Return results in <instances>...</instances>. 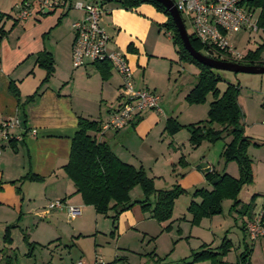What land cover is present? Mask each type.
Listing matches in <instances>:
<instances>
[{
	"label": "crops",
	"instance_id": "crops-1",
	"mask_svg": "<svg viewBox=\"0 0 264 264\" xmlns=\"http://www.w3.org/2000/svg\"><path fill=\"white\" fill-rule=\"evenodd\" d=\"M22 1L0 0V12L11 15V21L17 20L12 27H8L10 20L5 21L4 29L8 32L0 40V123L14 117L21 121L20 127L13 129V133L20 134L21 138L11 142L4 141L0 145V150L2 149L0 151V264H11V258L15 255V250L18 247L21 248L23 255H33V250L31 254H28V245L23 239V233H27L26 231L31 229L28 226L29 223L32 224L30 226L35 227L42 224L50 237L47 238L48 242H44L46 243L45 249L50 250L48 252L49 256L51 255L50 261L45 258L42 264L44 262L46 264H73L77 260H83L78 257L71 258L69 262H63L62 224L63 217L73 220L80 214L70 217L66 207L52 210H46L43 207L53 199H62L66 202L68 197L73 195L75 187L63 167L68 161L71 139L77 130L78 116L98 121L100 126L108 120L111 111L118 106L121 78L111 66L104 78L97 63H89L77 68L72 67L73 32L71 25L82 16L81 10L73 9L72 6L66 10V5L63 10H53L47 7H38L39 0H29L33 4V17L27 20H18L16 6ZM86 3L92 2L86 1ZM104 8L107 11L105 14H101L100 23L110 36L108 49L119 51L125 55L132 68L134 83L137 87H145L151 91L158 89L159 87L152 82L151 77H146L147 71H152V74L159 67L161 70L169 68L171 61L179 62L171 42V35L164 28L159 27L167 17L147 3H142L132 9H125L117 3H107L104 4ZM62 14L65 15L63 20L60 18L58 21ZM19 21L21 25H18ZM45 52L50 53L54 70L49 80L43 83L46 72L37 61V55ZM261 58L264 61V51ZM136 74L138 77L141 74L143 78L137 81ZM195 81L188 82V86L185 88H180L175 97L178 95L185 97ZM11 86L18 90L19 95H15L11 91ZM35 91L38 92L34 98L26 101V97ZM169 113L167 116L163 108L162 112L148 110L122 129L106 130L97 132L95 135L97 140L106 142L118 158L135 167H143L140 146L147 141L153 129L160 127L163 120L166 122V119L171 117L172 110ZM32 130H34L33 133ZM175 134L169 135V147L177 145ZM223 145L222 141L221 143L217 141L212 150L210 148L207 153L209 164L202 165L201 160L185 161L191 167L205 171L212 162V151L220 155ZM184 170L186 168L179 172L186 174ZM226 172L230 174L228 170ZM32 174L39 178H26ZM201 174L195 183L184 184V179H177L178 184L187 189L201 185L210 189L211 185L206 181L203 173ZM18 179H22V181L11 183ZM17 188L19 189L17 190ZM132 192L133 190L130 193ZM141 197L142 194H138L137 197L131 196V199ZM190 200L185 199L187 201L186 208ZM67 202L81 205L87 212H94L91 211V206L83 205L78 196L68 199ZM261 202L260 199L254 201L251 209L252 216ZM238 211L244 215L242 209ZM94 214L97 216V213L94 212ZM187 214L186 210V213L177 215L173 208L170 221L177 223L182 234H185L184 229L186 228V235L197 240L198 245L191 248V251L198 249L202 244L215 248L221 242V235L230 237V226L225 218H218L217 215L203 218L201 224L194 227L190 224V216ZM245 216L247 219L243 220V224L252 218V216H248V213ZM147 220H152L150 215L143 212L138 204H135L119 215L116 230L119 233L142 231L145 235H149L146 230ZM11 223H16L17 226L10 230L11 243L5 244L3 241L4 229ZM167 224L168 221L158 222L161 231ZM183 224H185V228ZM73 227L80 235L82 228H79L78 225ZM110 228L111 232L112 224ZM221 231H224V234H220ZM244 232L245 241L248 243L249 236ZM27 235L29 234L27 233ZM150 237L153 236L150 235ZM229 239L231 240V238ZM238 245L240 246V243ZM126 247L129 246L118 248L125 249ZM231 250L232 248L229 252ZM239 253L236 254V259L233 262H228L224 256V263L217 264H234ZM54 256L58 257V260L52 263ZM196 264L212 263L204 261Z\"/></svg>",
	"mask_w": 264,
	"mask_h": 264
},
{
	"label": "rangeland",
	"instance_id": "rangeland-1",
	"mask_svg": "<svg viewBox=\"0 0 264 264\" xmlns=\"http://www.w3.org/2000/svg\"><path fill=\"white\" fill-rule=\"evenodd\" d=\"M76 1L86 3V1L93 2L94 0H73L72 3ZM151 6L157 10L153 5ZM73 9L77 8L73 7ZM31 12L32 16L29 19L33 17L34 10ZM105 13L106 12H102V14ZM64 16L61 17L62 20ZM12 23L13 21L10 20L8 27H12ZM18 25H21V22ZM185 27L187 32H190L188 24H186ZM229 38L235 51L244 56L247 51L254 50L264 41V32L262 30L253 32L242 30L236 34H231ZM151 72L152 71L148 70L146 77H151L152 82L159 87L158 89H151L160 95V107L165 110L167 116L172 110L171 118L175 119V121L181 125V127L173 133H176L174 136L175 142L177 143L176 146L173 145L174 147H169L168 138L170 137L169 135L173 134H169L167 130H165V120L161 122L162 127L160 125V127L153 129L147 141L140 146L143 169L148 176L153 178L155 188H170L174 183H178L177 179H184V184L189 182L195 183L196 180L199 179L200 174L203 173L204 175L208 168H210L209 171L213 169L217 172H222V170L225 169V171L228 170L231 175L235 177L238 176L237 163L230 161L225 164L221 154L217 155L213 153L214 151H212L211 155L213 156L212 162L205 171L193 168L185 161L189 160V162H196L201 160L202 165H205L208 163L207 153L210 148L212 150L217 142L210 143L204 140L198 145L193 146L189 142V132L186 128V126L190 124H195L200 120L206 119L209 102L212 99L211 93L206 94L204 101L196 103L186 101L185 97L182 95L175 97L180 88H185L188 86V82L196 80V76L199 72L198 67L194 63L177 62V60H175L170 62L169 68L161 70L159 67L157 70H154V73L151 74ZM214 72L220 77V81L217 83V88L220 92L226 88L228 83L238 85L239 91L237 101L242 112L241 121L244 126V132L255 141L264 142V74L231 72L217 69H214ZM135 76L137 81L143 78L141 74L140 77H138L137 74ZM218 143H221V140H219ZM247 153L252 159L253 180L250 184L244 185L239 192V199L241 200L239 206L235 209H231L232 200L224 199L222 201V212L217 214L218 218H225L230 226L229 238H231L234 248L232 246L231 252L225 257V260L228 262H233L236 259V254L242 250L244 235L241 227L243 225V220H246L247 216H245V214L241 215V212L238 211L241 208L240 206L248 203L252 194H257L254 201L257 199L263 200L264 198V144H251L247 148ZM183 168H186V170H184L186 174L179 172V170ZM202 186L203 185L188 187V189L184 188L185 193L178 196L174 202L175 207L173 206V208L177 215L183 214V212L186 213L187 208L185 207V203L187 201H185V199H191V191H193L194 188ZM132 190L133 192L130 194L133 197L142 194L139 186H136ZM77 196L81 198L78 193H73L68 199ZM68 199L66 202L63 200V204L68 207L81 208L82 214L73 220L63 217V237L61 238L63 262H69L71 258L75 259L79 257L90 264L99 260L104 264L110 263L111 261L117 264H170L178 262L186 256V258H188L191 248L198 245L196 239L186 235L185 224H183L185 234H182L177 223H174L175 221L171 222L168 229L163 228L161 231L158 222L153 218H151L152 220L146 221V230L149 235H145L142 231L138 233H119L116 229L114 230L115 234H111V219L108 216L100 213L94 216L95 210L91 205H86L82 202L83 205L93 208V210L90 208L91 211H94L92 213L83 210L81 205H73L72 202L68 203ZM54 200L57 199H53L52 201ZM46 206L47 205H45L43 209L47 210ZM259 207H257V209ZM187 215L189 216V214ZM181 222H183V220H181ZM201 222L202 221H200L199 224H201ZM30 225L32 224L29 223L28 225L29 228H31L30 231L26 232L29 234L27 235L29 241H34L33 243L35 244L33 255H23L21 248L18 247V249L15 250V255L11 258V264H42L45 258H47V261H50L51 255L49 256L48 253L50 250L45 249L46 243H44L48 242L47 238H50L48 232L43 228L42 224H39L37 227ZM76 225L82 228L80 235L73 229V226L76 227ZM198 225L193 226L197 227ZM262 229L263 235L255 239V241L248 237L249 245L253 244V253L251 252L252 254H250L249 264H264V215ZM151 232L155 233L153 234ZM223 232L224 231H221L220 234H224ZM150 235L153 237L151 238ZM238 243H240V246ZM126 245L129 247L125 249L118 248ZM153 250L157 254L156 256L151 255ZM157 258H159V260L155 261ZM56 260H58V257L54 256L52 263H55ZM43 264H46V262Z\"/></svg>",
	"mask_w": 264,
	"mask_h": 264
},
{
	"label": "trees",
	"instance_id": "trees-1",
	"mask_svg": "<svg viewBox=\"0 0 264 264\" xmlns=\"http://www.w3.org/2000/svg\"><path fill=\"white\" fill-rule=\"evenodd\" d=\"M64 2H66V10H68L72 6V0H64ZM94 2L101 5L117 3L125 9H132L142 3H148L167 17L166 21L159 27L170 32L171 42L179 61L194 63L199 69L194 85L185 95L186 101L190 103L204 101L207 93H211L212 96L206 119L186 126L189 132V142L196 146L204 140L210 143L221 140L224 143L221 156L225 164L230 161L236 162L239 172L238 176L234 177L228 174L225 169L222 172L213 169L206 170L204 177L211 188L199 187L191 192V200L187 205V212L190 216L189 222L191 225H198L203 218L220 214L224 199L232 200L231 209H235L241 204L239 192L242 187L250 184L253 180L252 159L247 153V148L251 144H264V142L255 141L244 132L241 121L242 112L237 101L238 85L228 83L222 92L219 91L217 83L220 81V77L215 74L213 68L199 63L186 50L169 12L161 3L155 0H94ZM252 4L259 8L258 22L260 26H264V0H252ZM62 16L64 14L60 15L58 21ZM10 19H12L11 15L0 12V40L8 32L4 29V23ZM16 21L13 20V26ZM188 35L192 46L210 57L241 64L264 65L261 58L264 51V41L254 50L247 51L240 59H230L207 52L205 46L194 34L188 32ZM37 61L46 72L43 79L44 83L49 80L53 73V59L50 53L45 52L37 55ZM97 66L104 78L108 73L110 64L107 61H101L97 62ZM11 91L15 95H19L18 90L12 86ZM37 92L27 96L26 101L32 100ZM180 127L181 125L175 119L171 117L166 119L165 130L169 134H173ZM97 132H101L98 121L78 116L77 130L71 139L68 161L63 167L67 177L73 182L74 193H78L82 202L91 205L96 213L104 214L111 219L113 228L111 233L117 228L119 215L135 204H138L143 212H148L150 217L157 222L168 221L164 227V229H168L174 202L178 196L185 193V189L178 183H174L170 188L156 189L153 178L145 173L143 167H135L118 158L106 142L97 140L95 135ZM12 140L14 139L9 142ZM26 178L38 179L39 177L32 174ZM21 181L22 179H18L11 181V183ZM136 186L140 187L142 197L131 199L130 192ZM256 196L257 194H252L250 201L241 205L239 210L242 209L244 214L248 213V216L251 217V209ZM262 220L263 216L261 222ZM15 226H17L16 223L5 226L3 236L5 244L11 243L10 230ZM241 228L247 233L246 224H243ZM23 239L28 245V254H31L35 244L29 241L25 232ZM231 248L232 241L224 235L217 247L210 248L209 245L202 244L198 249L192 250L188 258L170 264H196L204 261H209L212 264L224 263L223 257ZM251 252L252 245L245 241L244 236L242 250L237 255V261L234 264H249ZM151 255L156 256L154 250ZM157 260L159 258L155 261Z\"/></svg>",
	"mask_w": 264,
	"mask_h": 264
},
{
	"label": "built area",
	"instance_id": "built-area-1",
	"mask_svg": "<svg viewBox=\"0 0 264 264\" xmlns=\"http://www.w3.org/2000/svg\"><path fill=\"white\" fill-rule=\"evenodd\" d=\"M178 9L184 24H188L190 32L205 46L207 52L219 54L222 58L240 59L229 36L239 31L253 32L262 30L258 22L259 8L252 0H172ZM64 0H39L38 7L62 9ZM72 7L80 9L82 16L76 19L71 27L73 39L71 43V64L77 68L89 63L107 61L120 76V97L118 106L111 111L110 117L101 125V132L119 130L130 124L135 118L148 110L162 112L160 95L145 87H137L133 79V71L125 55L119 51L108 49L110 36L100 23L102 12L107 10L98 2L84 3L76 1ZM33 4L23 0L16 6L18 20H27L32 16ZM166 31V30H165ZM170 34L169 31H166ZM171 35V34H170ZM264 124V122H263ZM19 118H8L0 123V145L11 139H20L13 129L20 127ZM32 133L34 130L31 131ZM66 207L68 216L81 214V209L68 207L62 199L49 201L47 210ZM264 213V199L255 214L246 222V230L251 240L263 235L261 218ZM95 261L92 264H100ZM73 264H85L81 260Z\"/></svg>",
	"mask_w": 264,
	"mask_h": 264
},
{
	"label": "water",
	"instance_id": "water-1",
	"mask_svg": "<svg viewBox=\"0 0 264 264\" xmlns=\"http://www.w3.org/2000/svg\"><path fill=\"white\" fill-rule=\"evenodd\" d=\"M155 1L161 3L169 12L176 26L178 34L183 42L184 47L196 61L217 70H227L231 72H245L252 74H264V65L241 64L233 61L219 60L197 51L190 42L185 24L173 1L172 0H155Z\"/></svg>",
	"mask_w": 264,
	"mask_h": 264
}]
</instances>
